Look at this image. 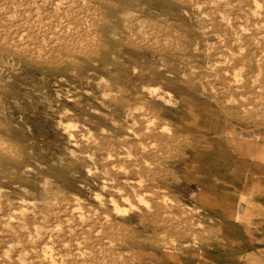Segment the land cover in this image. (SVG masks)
I'll use <instances>...</instances> for the list:
<instances>
[{
    "label": "clouds",
    "instance_id": "1",
    "mask_svg": "<svg viewBox=\"0 0 264 264\" xmlns=\"http://www.w3.org/2000/svg\"><path fill=\"white\" fill-rule=\"evenodd\" d=\"M0 264H264V0H0Z\"/></svg>",
    "mask_w": 264,
    "mask_h": 264
},
{
    "label": "rangeland",
    "instance_id": "2",
    "mask_svg": "<svg viewBox=\"0 0 264 264\" xmlns=\"http://www.w3.org/2000/svg\"><path fill=\"white\" fill-rule=\"evenodd\" d=\"M5 214H6V213H5ZM27 219H30V216H29Z\"/></svg>",
    "mask_w": 264,
    "mask_h": 264
}]
</instances>
